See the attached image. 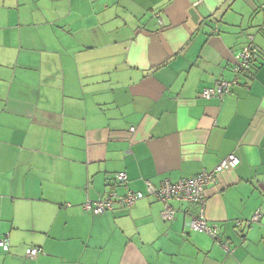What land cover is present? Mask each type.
<instances>
[{"label": "crops", "instance_id": "crops-1", "mask_svg": "<svg viewBox=\"0 0 264 264\" xmlns=\"http://www.w3.org/2000/svg\"><path fill=\"white\" fill-rule=\"evenodd\" d=\"M199 2V3H198ZM264 0H0V264H264ZM159 15V16H158ZM217 28V30H216ZM253 36L259 56L223 99ZM236 168L195 203L153 196L92 215L87 199ZM125 172L127 183L116 175ZM260 211L251 228L237 226ZM30 247L42 248L35 259Z\"/></svg>", "mask_w": 264, "mask_h": 264}, {"label": "built area", "instance_id": "built-area-1", "mask_svg": "<svg viewBox=\"0 0 264 264\" xmlns=\"http://www.w3.org/2000/svg\"><path fill=\"white\" fill-rule=\"evenodd\" d=\"M262 9H264V5L262 6ZM258 56L259 48L255 45L253 36H249V43L238 53L237 62L232 68L234 78L220 79L213 87L204 88L200 93L201 97L205 99H223L225 96L231 94L232 88L235 85L240 84L238 77L251 68L253 60L258 58ZM239 163L240 159L237 156L229 155L223 158L213 171H203L190 178L180 179L175 182L166 178L158 186L150 180H146V188L144 191L129 189L124 194L109 191L98 199H87L82 205L83 210L92 215H102L115 211L119 206L130 209L138 201L149 196H153L164 204L162 218L165 221H172L176 214V209L170 203L172 199L182 202L195 203L199 206V211L198 214L191 213L189 215V228L191 230L209 235L215 243L221 246L224 251L230 253L234 250V248L223 238L219 226L217 224H210L205 215L208 203L206 187L211 183L216 182V176L218 173L225 169L236 168ZM116 179L121 184L128 182V177L125 172L118 173L116 175ZM260 218L261 212L257 211L250 219L236 220V225L251 228L254 223L259 222ZM9 250V238H3L0 236V251L9 252ZM42 252V248L39 247H30L26 251L27 256L31 259L37 258Z\"/></svg>", "mask_w": 264, "mask_h": 264}, {"label": "trees", "instance_id": "trees-1", "mask_svg": "<svg viewBox=\"0 0 264 264\" xmlns=\"http://www.w3.org/2000/svg\"><path fill=\"white\" fill-rule=\"evenodd\" d=\"M259 53H260V51H259ZM250 69H251V68H250ZM250 69H249V70H250ZM249 70H247V71H249ZM247 71H245V72H247ZM242 74H243V73H242ZM242 74H241V75H242Z\"/></svg>", "mask_w": 264, "mask_h": 264}]
</instances>
